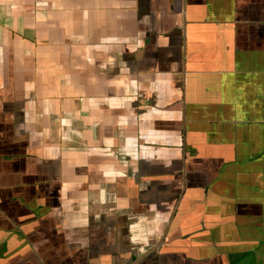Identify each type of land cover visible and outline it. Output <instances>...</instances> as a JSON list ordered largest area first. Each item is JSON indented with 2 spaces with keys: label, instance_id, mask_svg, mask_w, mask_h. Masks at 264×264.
I'll use <instances>...</instances> for the list:
<instances>
[{
  "label": "crops",
  "instance_id": "1",
  "mask_svg": "<svg viewBox=\"0 0 264 264\" xmlns=\"http://www.w3.org/2000/svg\"><path fill=\"white\" fill-rule=\"evenodd\" d=\"M0 264H264V0H0Z\"/></svg>",
  "mask_w": 264,
  "mask_h": 264
}]
</instances>
